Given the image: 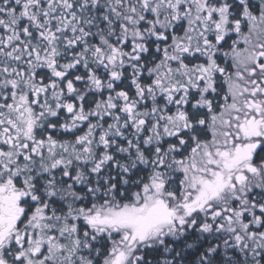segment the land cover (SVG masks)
<instances>
[{"label": "snow or ice", "instance_id": "6c2138e0", "mask_svg": "<svg viewBox=\"0 0 264 264\" xmlns=\"http://www.w3.org/2000/svg\"><path fill=\"white\" fill-rule=\"evenodd\" d=\"M0 264H264V0H0Z\"/></svg>", "mask_w": 264, "mask_h": 264}]
</instances>
